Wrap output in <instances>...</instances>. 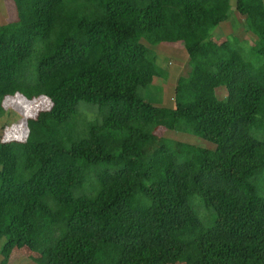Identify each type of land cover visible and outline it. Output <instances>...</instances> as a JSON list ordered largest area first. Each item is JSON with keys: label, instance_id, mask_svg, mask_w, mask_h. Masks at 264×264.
I'll return each mask as SVG.
<instances>
[{"label": "trees", "instance_id": "16d2710c", "mask_svg": "<svg viewBox=\"0 0 264 264\" xmlns=\"http://www.w3.org/2000/svg\"><path fill=\"white\" fill-rule=\"evenodd\" d=\"M13 3L0 24V117L18 93L50 107L24 139L0 140V264L22 248L33 264H264V0ZM231 7L258 36L249 53L236 36L210 39ZM142 40L188 55L172 107L138 92L162 74ZM81 101L101 119L74 137ZM160 127L212 146L145 154Z\"/></svg>", "mask_w": 264, "mask_h": 264}, {"label": "rangeland", "instance_id": "374dc122", "mask_svg": "<svg viewBox=\"0 0 264 264\" xmlns=\"http://www.w3.org/2000/svg\"><path fill=\"white\" fill-rule=\"evenodd\" d=\"M232 2L234 5L235 0H232ZM80 5L83 9L90 10L84 2H81ZM229 16L230 18L228 20L220 23L212 29L211 41L220 43L225 38L232 40V38L236 36L239 38L245 51H248V47L257 42L258 36L254 31L248 29L244 16L237 12L233 7H231L229 11ZM13 19H15L13 0H0V24H5ZM236 22L238 23V27L235 29ZM218 37H220V39H217ZM39 40L40 39H37L35 41L36 43L34 42L35 50L37 51L32 50L31 57L29 58L30 62L33 63V72L38 55L40 54L38 51V44L40 41L42 42V40ZM142 42V44L149 48L151 53H154L155 56H157L154 60L159 68L162 69V74H160L159 77L154 76L150 85L139 87L138 92L141 96L147 98L152 103L158 104L159 106L172 107L176 81L179 77L187 76L190 71L188 55L181 43H175L174 45L160 43V45L152 46L146 41L142 40ZM245 45L247 48H245ZM246 53H249V51ZM224 93V87H218L216 89V94L219 98H222ZM3 107L5 112L0 117V140H22L27 133V119L35 118L39 111L48 110L50 107V101L45 96L26 100L18 93L16 97L6 98L3 101ZM100 116L101 112L98 110L97 105L89 104L84 101L79 102L75 118L77 129L73 132L74 137L85 136L86 128L91 124L100 121ZM154 136V142L151 141L143 147V152L145 154L149 155L156 148L155 146L160 144L167 145L178 153L183 154H190L192 147L195 146L208 148L209 146H212L209 142L194 136L191 131L187 132L182 127L174 130H165L160 127L155 130ZM69 137L61 135V140L65 141ZM4 242L5 238L0 237V250ZM37 255L36 252L30 251L26 248L15 249L10 255L7 264H33L30 257ZM1 258L0 252V261Z\"/></svg>", "mask_w": 264, "mask_h": 264}, {"label": "crops", "instance_id": "0c3cea01", "mask_svg": "<svg viewBox=\"0 0 264 264\" xmlns=\"http://www.w3.org/2000/svg\"><path fill=\"white\" fill-rule=\"evenodd\" d=\"M160 45V44H159ZM174 45V44H173ZM184 48V47H183ZM155 57H157V56H155Z\"/></svg>", "mask_w": 264, "mask_h": 264}]
</instances>
